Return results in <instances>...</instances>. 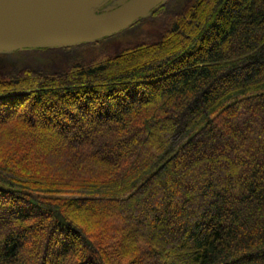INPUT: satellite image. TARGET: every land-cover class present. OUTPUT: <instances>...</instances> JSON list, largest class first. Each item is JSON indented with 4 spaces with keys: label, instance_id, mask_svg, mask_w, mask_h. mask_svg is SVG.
Returning a JSON list of instances; mask_svg holds the SVG:
<instances>
[{
    "label": "trees",
    "instance_id": "trees-1",
    "mask_svg": "<svg viewBox=\"0 0 264 264\" xmlns=\"http://www.w3.org/2000/svg\"><path fill=\"white\" fill-rule=\"evenodd\" d=\"M186 4L169 0L165 34L134 53L0 78V264H264V0ZM93 41L28 50L76 52ZM141 56L146 62L136 61ZM150 78L163 87L148 89L142 109L151 108L137 112L139 86ZM98 84L106 94L100 116L117 124L103 132L129 130L137 115L142 134L127 143L141 146L148 136V153L94 163L98 148L87 132L63 143L72 156L60 152L57 169L42 164L46 150L18 116L45 102L46 113L55 112L48 93L63 98ZM120 87L131 98L123 114ZM64 104L67 113L72 105ZM69 115L86 114L77 107ZM64 120L57 124L70 125ZM131 214L138 226L122 238L116 222L127 224ZM94 220L98 229L89 232Z\"/></svg>",
    "mask_w": 264,
    "mask_h": 264
},
{
    "label": "rangeland",
    "instance_id": "rangeland-1",
    "mask_svg": "<svg viewBox=\"0 0 264 264\" xmlns=\"http://www.w3.org/2000/svg\"><path fill=\"white\" fill-rule=\"evenodd\" d=\"M121 1L124 0H101L91 5L88 9H85V14L92 15L93 13L96 14L102 13V12L97 13V11L101 9L107 11L110 8H113V6L118 5V3H120ZM168 2L169 0H163L158 6H156V8H153L145 16L138 18L132 24L116 32H113L110 35L99 38V40L97 39V41L91 42V45L87 47H78V50H76V52H74V50L67 52L62 50L54 51V52L28 50L31 49L32 47L16 48L12 50L0 49V78H5L7 76H10L12 73H15V71H22V70H23L22 72L23 74L36 75L34 74V72H31L30 70H26L24 68H29V69L31 67L35 69L38 68L37 72L44 74L45 72H47V70H55L54 68L60 70L59 69L60 67H64V68L67 67L70 60L75 61V63L81 64L82 61L85 62V60L87 59L89 62L93 63V61L106 60L107 57H115V55L120 53L122 54L126 52V55L134 53L136 52L135 49H137L135 47L140 48L141 45H143V43L148 44L153 41H157L163 34H165L164 32L165 26H163L164 22L161 23L163 16L161 15L165 16L164 13L168 12V7H169ZM181 2L185 4L187 3L186 5L188 6L191 0H181ZM137 58L138 59H136V61L146 62V60H144V57L142 56ZM117 64H122V61L118 62ZM125 65L128 66L129 64L125 63ZM147 81L149 84H147ZM224 83L225 81L223 83L218 82V84L216 85L221 87L222 85H224ZM162 87H163V82L161 79L157 80L150 78L145 80V82H142V84H140L139 86L140 92L137 100L138 102H135L134 105V108L135 109L137 108L138 110L137 112H143L144 110H147L148 112V110L151 108L148 106L146 107V109H142L145 103L144 98L147 90L150 89L153 90V92L157 93L159 89H161ZM104 88L105 87L98 84L93 88L91 87L81 88L79 89V91L71 90L65 92L63 98H60V96L58 95L52 96L47 92L48 95L45 93L47 101L51 99L52 101L56 102L55 112H51V113L48 112L47 114L46 113L47 105L45 102L42 107L33 106V110L31 111V113L28 112L29 115L18 116L21 119L22 123H24V127H26V129L32 130L34 132L36 131L37 135L34 138L36 144L34 145H37V148H44L46 150V152H44L45 154L44 159H40L43 162L42 164L46 163L48 160L49 164L53 166L52 162L56 160V157H58V154L60 152H63L65 155H67V157L72 156L71 154L72 152L70 153V151H68L70 149L67 150L66 147H64L65 144L63 143H65L67 139L69 140V138L70 139L73 137L83 138L87 132H88L87 139L92 138V140L95 141L98 148L97 153L90 157V160L94 163H97L98 159L102 157L103 158L107 157L109 159L110 158L118 159L132 154H137V153L143 154L144 152L148 153L147 150L149 149V144L152 143L150 140L148 141V136L141 137L143 138L142 141H144V143L141 146H139L140 142L138 141L136 144L127 143L128 142L127 138H129L130 136H135L137 134H140L141 136L142 134L143 125H141L140 122H138L137 115L129 116V121H127L128 124H130L129 130L123 131L122 133L116 132V134L113 135L103 132V129H106L107 126H111L113 124L117 125L114 121L111 120L110 122H108V120L106 121L102 116H100L101 114L104 115L106 111L104 106V98H106ZM129 92L130 91L128 90L127 87L126 88L120 87L116 91V96L118 98L117 101H119V109L117 110V112L119 114H123V110L125 109L126 106L124 104H126V102L131 99ZM88 96L91 99L89 105L86 106L85 97ZM156 100H160V99H156ZM65 101L68 103L69 106L71 103L72 106L69 107V111L72 112V114L76 113L77 107L82 109V112L86 114L84 117L85 119L83 120L80 119V121H77L78 119L76 120L75 118L70 117V115L68 116L69 111H64L67 113H63L62 111L65 106L64 104ZM158 102L160 104V101ZM158 102H156L155 104H158ZM22 103L24 106L19 108V112L26 110L25 109L26 104H24V102ZM26 103L27 106L31 104V102L27 100ZM1 105L2 104H0V110L4 111V108ZM12 113L6 115L5 118L12 115ZM96 114H99L97 115V117L99 116L100 119L96 117ZM0 119H2V117ZM64 119L69 120L68 122L70 123V125H68L67 127L65 126L62 127L57 124V121L59 120L65 121ZM95 125L98 126L99 128L101 127L102 128L93 133L89 132V129ZM183 125H184V121L181 120L180 123L176 125V127H180ZM9 127H11V125ZM25 131L26 130H24V132ZM3 141L4 139L0 140V143H3ZM117 142L121 145L120 146L121 148L118 147V145L116 144ZM123 142H125V144ZM144 145H146V149L143 148ZM75 152H78L79 155H82L81 153H83L82 150L81 152H79L77 151V149H75ZM78 157L81 158V156ZM93 165L94 168H96L95 164ZM93 165H91L90 167H92ZM53 167L57 169L56 165ZM62 173L63 176H66V171L64 172L63 170L61 171V174ZM151 203L152 200L148 198L147 205H150ZM82 204H80L79 207H81ZM91 207H93L94 209L98 208V206L95 205H92ZM84 210H85L84 208H81V210L79 209V212L83 214L82 219L83 218L87 219L86 212ZM138 218L140 219V217L137 214H131L127 224L123 225L122 223L116 222V227L114 231L116 233H119L120 236L122 235L123 238L125 234L130 233L129 231L132 230L133 227L135 228L138 226L136 223L133 222L134 219L136 220ZM93 219L96 218L93 217ZM93 225L92 226L90 225L86 229L89 230V232H94V231L96 232V230L98 229L96 227L99 224L97 222L95 224V220H94ZM80 227L84 228L82 224L80 225ZM150 230L151 229L148 228V231H146L145 233L150 234L151 233Z\"/></svg>",
    "mask_w": 264,
    "mask_h": 264
},
{
    "label": "water",
    "instance_id": "water-1",
    "mask_svg": "<svg viewBox=\"0 0 264 264\" xmlns=\"http://www.w3.org/2000/svg\"><path fill=\"white\" fill-rule=\"evenodd\" d=\"M101 0H0V49L61 47L110 35L163 0H124L86 15ZM94 12V11H92Z\"/></svg>",
    "mask_w": 264,
    "mask_h": 264
}]
</instances>
